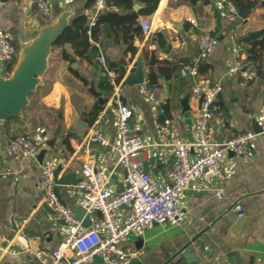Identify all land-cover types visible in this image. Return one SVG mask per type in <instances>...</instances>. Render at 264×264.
I'll return each mask as SVG.
<instances>
[{
  "label": "crops",
  "instance_id": "0c3cea01",
  "mask_svg": "<svg viewBox=\"0 0 264 264\" xmlns=\"http://www.w3.org/2000/svg\"><path fill=\"white\" fill-rule=\"evenodd\" d=\"M134 1L141 34L129 43L116 42L109 25L101 24L96 50L88 58L76 56L69 44L53 47L48 68L30 94L22 115L0 121V264H41L35 253L55 250L65 236L63 220L44 201L39 184L42 165L55 168L56 191L72 209L82 208V193L74 185L83 161L96 158L98 169L104 174L113 167L114 157L106 147L93 144L88 150L83 144L95 123H100L114 139L117 136L113 91L108 90L99 55L119 70L124 66L127 74L142 70L151 79V72H156L158 105L146 102L139 84L125 83L119 73L124 81L123 100L134 110L132 132L150 144L138 160L161 183L170 180L174 155L168 146L151 145L162 140L158 124L164 117L170 118L174 136L191 141L193 120L199 109L196 86L208 89L221 83L219 100L227 125L215 129L217 140L254 131L264 120V58L259 61L258 76L246 85L240 84L238 73L228 71L236 58L248 57L249 44L240 38L264 29L262 0L241 20L230 18L217 0H160L151 14L141 13L145 8L142 0ZM49 2L51 12L44 14L37 7V0H0V38L8 37L18 48L17 60L21 46L37 37L44 25L56 21L64 11H72L69 22L79 14L91 18L94 13L89 0ZM106 10L124 13L116 7L106 6L103 11ZM142 21L152 25L148 33L144 32ZM203 34L216 37L218 44L202 61L199 76H183L180 66L198 55ZM65 54L69 57L65 58ZM153 54L166 66L177 65L170 77L161 75L158 66L149 63ZM6 64L0 63L3 77L13 71L7 72ZM160 107L165 108L164 114ZM97 108L99 112L95 114ZM22 134L31 136L37 144L36 158L25 159L11 152L9 140ZM253 152L252 161L226 155L219 177L205 180L198 174L182 195V224H157L126 242L142 251L131 264H264V135L253 143ZM196 154V149H192V157ZM124 176L125 167H118L109 182L114 192L123 189ZM237 204L242 206L246 221L241 232L231 236L239 219ZM128 212V207H122L119 219ZM184 248L196 259L187 260L182 254ZM87 264L106 263L93 259Z\"/></svg>",
  "mask_w": 264,
  "mask_h": 264
},
{
  "label": "built area",
  "instance_id": "2783aa9c",
  "mask_svg": "<svg viewBox=\"0 0 264 264\" xmlns=\"http://www.w3.org/2000/svg\"><path fill=\"white\" fill-rule=\"evenodd\" d=\"M226 9L230 18H238L239 9L231 0H217ZM38 9L44 13L51 12L49 0H37ZM106 8L105 0H94V13L90 18V26H94L100 13ZM196 24L194 19H190ZM144 32L151 30V24L142 21ZM218 39L209 34L200 37L199 53L190 61L180 66L183 76L197 77L200 65L216 48ZM16 55V47L8 37L0 38V63H8ZM103 65V75L112 86V105L115 107L117 120V136L108 135L100 123H95L83 138V144L89 150L93 144L106 147L114 157V164L109 173L98 169L96 158L83 161L75 188L82 193L80 206L89 215L91 225L85 227L73 209L63 203L56 187L58 175L52 165L45 164L40 170V188L45 203L63 220L66 233L59 246L46 253L35 254L41 264H87L95 256H100L106 264H131L142 251L129 246L126 242L134 234L157 224L180 225L185 218L182 195L194 178L201 174L207 180L222 174L223 160L226 155L234 154L248 161L254 159L253 143L264 135V120L260 131H243L221 141L214 136L215 129L227 125L225 110L219 100L222 90L220 82L208 89L196 86L195 97L199 100V109L193 120L192 140L174 136L172 120L164 117L158 124L162 140L151 145L172 148L174 161L170 171V180L161 183L147 172L138 160L139 154L148 144L142 135L132 132L131 119L134 110L123 100V80L116 68L110 67L106 58L99 55ZM259 61L248 57H238L229 66L230 73H238L240 84L246 85L258 76ZM139 91L146 102L159 104L157 83L148 76L139 83ZM161 114L165 108L160 107ZM9 148L14 155L25 159L36 158L38 146L34 139L22 134L9 140ZM192 149L197 154L192 157ZM125 167L124 187L114 192L109 187L118 167ZM128 207L129 212L124 219H119L118 211ZM238 217L244 216L240 204L235 206ZM3 249V247H1ZM29 251L30 249L27 248Z\"/></svg>",
  "mask_w": 264,
  "mask_h": 264
},
{
  "label": "trees",
  "instance_id": "16d2710c",
  "mask_svg": "<svg viewBox=\"0 0 264 264\" xmlns=\"http://www.w3.org/2000/svg\"><path fill=\"white\" fill-rule=\"evenodd\" d=\"M145 8L141 11L143 14L153 13L160 0H142ZM238 9L247 8L258 0H231ZM106 6L109 8L116 7L118 10H123L124 13L106 10L100 13L96 24L90 26V17L87 14H79L75 16L70 22L64 33L58 38L53 47L64 46L69 44L73 52L78 57L88 58L91 52L96 50L95 43L99 41V32L101 24H108L116 42L124 41L131 42L135 36L142 33L141 26L138 22L139 13L134 7V0H105ZM264 6V0L260 2ZM94 0H89L88 6L93 7ZM241 42L249 44L248 58L253 61H262L264 58V29L251 31L240 38ZM136 51L134 47L131 49ZM18 57V48L16 47V55L12 61L6 64V71L11 72L16 64ZM68 58V55H64ZM151 65H157L159 73L165 77L170 75L177 69V65L171 67L166 66L163 61H159L155 54L149 59ZM110 67L120 70L111 63ZM260 68V67H259ZM150 77L153 82L157 81L156 72L152 71ZM108 83V81L106 80ZM108 90H112V86L108 83ZM95 114L99 112V108L95 109Z\"/></svg>",
  "mask_w": 264,
  "mask_h": 264
},
{
  "label": "water",
  "instance_id": "95a60500",
  "mask_svg": "<svg viewBox=\"0 0 264 264\" xmlns=\"http://www.w3.org/2000/svg\"><path fill=\"white\" fill-rule=\"evenodd\" d=\"M254 4L239 9L238 19L246 18ZM71 14L72 11H64L56 21L44 25L37 37L21 46L20 56L11 74L8 77H3L0 73V121L22 115L23 110L29 104L30 94L41 83V77L48 68L52 48L68 27ZM120 71L125 78V83L129 85L141 83L144 75L142 70L127 74L124 66H120ZM254 131H260V127ZM73 211L83 221L85 227L91 225L90 217L84 208H74ZM245 221V216L239 217L229 234L231 236L239 234ZM182 254L189 261L196 259L195 255L185 248ZM94 259L103 261L100 256H95Z\"/></svg>",
  "mask_w": 264,
  "mask_h": 264
}]
</instances>
